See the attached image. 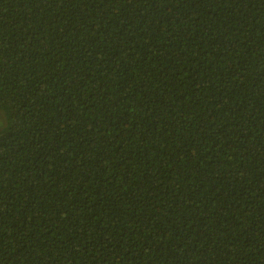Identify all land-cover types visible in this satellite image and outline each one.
<instances>
[{
    "label": "trees",
    "instance_id": "1",
    "mask_svg": "<svg viewBox=\"0 0 264 264\" xmlns=\"http://www.w3.org/2000/svg\"><path fill=\"white\" fill-rule=\"evenodd\" d=\"M0 264H264V0H0Z\"/></svg>",
    "mask_w": 264,
    "mask_h": 264
}]
</instances>
